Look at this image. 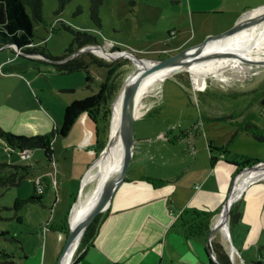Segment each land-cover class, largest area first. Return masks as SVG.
<instances>
[{
  "label": "rangeland",
  "instance_id": "1",
  "mask_svg": "<svg viewBox=\"0 0 264 264\" xmlns=\"http://www.w3.org/2000/svg\"><path fill=\"white\" fill-rule=\"evenodd\" d=\"M42 2L46 25L35 24L34 43L44 45L53 57L67 54L72 46L75 51L63 60L81 57L88 64L92 79L86 81L84 69L60 71L52 61L38 54H19L9 46L0 48V102L7 90H16L17 98L12 101L21 113H14L12 117H17L16 120L7 124L9 131L16 134L49 133L61 122L65 105L95 93L111 70L114 69L122 83L136 68L124 55L106 58L95 51L81 50L83 47L98 46L109 53L126 52L136 58L156 60L195 42L186 40L191 30L183 13L182 0H134L133 3L102 0L98 8L99 25L90 17V0H70L58 12L56 0ZM51 25L58 29L51 32ZM260 25H264V21ZM71 30L96 36L97 44L76 48ZM257 42V48L264 51V38ZM89 53L103 64L93 63ZM238 63V67L227 68L221 77L207 75L202 88L194 87L187 70L168 75L144 93L134 109V115L138 114L137 128L148 123L150 128L174 140L173 144L159 149L165 156H178L188 149V142L196 145L197 162L183 181H191L202 172L204 164L210 168V146L215 148V153H218L216 149L227 147L222 159L229 163H239L241 156L264 162V55L246 54ZM41 112L51 118L50 123L44 122ZM83 115L76 119L66 135L54 137L52 165L41 149H29L28 155L23 157L19 150L9 148L0 139V159L31 167L20 185L0 188V264H56L65 234L54 229L60 226L67 212L70 213L79 196L83 199L90 196L96 183L92 180L82 186V179L96 158L95 126L86 113ZM0 120L3 121L1 117ZM86 134L91 137L89 143L83 142ZM176 167L170 163L157 166L161 171ZM242 177L233 179L232 190ZM37 178L44 186L40 201L18 204L20 199L35 193ZM232 190L230 194H235ZM241 191L235 200L241 199ZM220 211L212 216L213 223ZM226 223L228 226V219ZM217 231L219 238H213L219 242L221 239L237 256L233 228L231 231L228 228L227 238L219 229ZM242 258L246 264H258L256 261L264 264V238Z\"/></svg>",
  "mask_w": 264,
  "mask_h": 264
},
{
  "label": "crops",
  "instance_id": "2",
  "mask_svg": "<svg viewBox=\"0 0 264 264\" xmlns=\"http://www.w3.org/2000/svg\"><path fill=\"white\" fill-rule=\"evenodd\" d=\"M182 4L191 30L186 40H195L196 44L210 34L224 31L249 11L263 6L264 0H182ZM15 91L7 90L0 102V117L3 119L0 127L8 131L7 124L17 118H13V114L21 113L12 101L17 98ZM41 114L45 123L51 122L46 113ZM137 115L132 154L124 181L115 189L102 211V220L92 244L81 251L73 264H218L207 256L208 239L205 235L185 236L176 220L188 207L218 213L231 191L234 176L239 172L237 166L224 161L222 154L211 152L216 160L210 168L204 164L202 172L191 181H183L185 174L197 162L196 145L188 142V149L179 152L178 156H165L159 149L173 144L174 140L150 128L148 123L137 128ZM91 141L86 134L83 142ZM52 160L51 165L54 150ZM168 163L177 165L176 169L161 171L157 168ZM142 177L159 179L162 184L154 186ZM241 200V219L233 228L237 256L219 239L229 253L231 264H244L242 255L249 249H255L262 239L264 177H251L241 191ZM212 223L211 217L210 225ZM217 230L211 237L219 238Z\"/></svg>",
  "mask_w": 264,
  "mask_h": 264
},
{
  "label": "trees",
  "instance_id": "3",
  "mask_svg": "<svg viewBox=\"0 0 264 264\" xmlns=\"http://www.w3.org/2000/svg\"><path fill=\"white\" fill-rule=\"evenodd\" d=\"M69 1L70 0H56L58 8L57 12L62 11ZM101 2L102 0H90L89 5L90 17L98 25L100 24L98 8ZM130 2L133 3L134 0H130ZM42 9V0H0V48L9 46L19 54H21L20 52H23V54H38L44 59L52 61V63L60 71L84 69L87 72L86 81H90L92 76L89 74L88 64L85 63L81 57L75 56L63 60L70 53L75 51L72 46L67 49V54H64L61 57H53L49 54L44 45L34 43L35 24L46 25ZM61 25L70 30V27L66 26L63 22H61ZM57 29L58 28H55L53 25L50 27L51 32H55ZM71 32L73 33L72 40L76 48H80L85 45L97 44L96 36L81 31L71 30ZM89 56L93 63L100 65L103 64L102 60L95 57L91 53H89ZM105 65L111 67L112 63H106ZM120 86L121 80L118 75L114 73L113 69L100 83L99 88L95 93L85 97L84 99H75L66 104L63 109L61 122L56 124L49 133L44 135L25 136L4 130L0 127V139H2L9 148L17 149L20 152L32 148H39L43 151L48 162L52 163L53 150L51 143L54 137H62L66 135L75 119L80 114L86 113L95 126L96 140L94 144V152L97 156L107 142L106 136L111 116L110 103L115 97ZM255 138L261 140L259 137ZM209 148L210 164H213L216 157L211 154V152H214L213 149L215 148H211V146ZM216 150L220 154H225L227 152V147H221ZM239 161V163L235 164L237 166V171H240L245 166H251L257 163L256 159L249 156H241ZM30 168L31 167L29 165L21 166L0 159V188H9L20 185L28 175ZM142 179L154 186L162 184V181L159 179L150 177H142ZM43 193L38 194L35 191V193L27 199H20L18 204H22L27 201H40ZM241 212L242 200L237 199L232 202L229 209L228 228L230 231L240 222ZM214 213L215 212L200 211L188 207L182 210V212L178 215L176 222L180 225L185 236L208 235L211 226V217ZM102 215L103 212L98 213L84 230L73 255L71 264L77 260L84 248H87L92 244L97 228L102 220ZM67 217L68 212L65 218L61 221L60 226L54 229L63 231L65 236L68 232ZM262 237L264 238V230L262 232ZM206 253L209 259H212L210 257V254H212L214 256V260L218 264H231L229 253L226 251L224 246L213 237L207 241ZM256 263L261 264L259 261H256Z\"/></svg>",
  "mask_w": 264,
  "mask_h": 264
},
{
  "label": "bare ground",
  "instance_id": "4",
  "mask_svg": "<svg viewBox=\"0 0 264 264\" xmlns=\"http://www.w3.org/2000/svg\"><path fill=\"white\" fill-rule=\"evenodd\" d=\"M259 11H261V9H254L250 11V15H255L259 13ZM262 38H264V25H260V23L253 24L234 34L212 39L203 45L199 50H191L184 58V64H179L174 67H183L184 70L189 71L194 87L202 88L207 75L221 77L222 73L227 68H235L239 66L238 62L241 56L254 53H261L264 55V51L258 49L256 46L258 43L257 41ZM260 46L262 47V45ZM90 48L106 58H114L118 55L129 57L139 69L148 67L155 62V60L152 59L136 58L134 55L126 52L109 53L98 46H90ZM174 67L160 68L146 75L141 80L140 89L136 97V105L141 96L157 82L162 81L165 77L170 75L169 71ZM129 77L130 76H128V78ZM121 97L122 90L119 89L111 105L109 139L107 146L94 160L90 169L86 172L84 178L82 179V186H85L92 180L96 181L95 186L87 199H83V196H79L78 200L74 203L68 219L70 228H73L74 225L86 215L106 184L113 181L118 175L122 160V145L118 135ZM257 174H264V168L251 169L239 182L237 181L238 183L234 185L233 190L231 188L233 192L235 191V194L231 193L228 196L226 203L215 221L216 228L219 229L226 238L228 237L226 223L228 205L235 201L236 197L240 194V191L244 188L246 182ZM78 242L79 239L77 238L66 250L62 257L61 264H69L70 258Z\"/></svg>",
  "mask_w": 264,
  "mask_h": 264
},
{
  "label": "water",
  "instance_id": "5",
  "mask_svg": "<svg viewBox=\"0 0 264 264\" xmlns=\"http://www.w3.org/2000/svg\"><path fill=\"white\" fill-rule=\"evenodd\" d=\"M263 8H264V5L257 8V9H261V11H259V13L255 15H250V11H249L248 13L243 15L238 21H236L233 26L225 29L224 31H221L216 34L208 35L199 43L181 48L171 55L156 59L155 62L148 67H145L143 69H139L138 67H136L130 73V75H128L130 77L128 78L127 76L123 80L119 88L122 90V97H121V105H120V122H119V128H118V135H119L121 145H122V160H121V165H120L118 175L113 181H110L109 183L106 184V186L103 188V190L101 191V193L99 194V196L97 197L96 201L91 206L89 211L86 213V215L78 223H76L73 228L69 227L68 232L65 236L63 247L61 249V252L59 254L56 264H61L62 257L64 253L66 252V250L71 246V244L77 238L80 240L84 230L86 229L90 221L98 213L106 209L113 192L124 181L125 173H126L128 164L130 162L131 154H132L133 141H134L133 128H134V119H135L134 109L136 105V97H137V94H138V91L141 85V80L146 75H148L149 73L157 69L164 68V67L171 68L179 64H184L183 60L189 54L191 50H199L203 45H205L208 41L212 39H217L223 36L234 34L242 30L245 27H248L250 25L257 24V23L264 21V9ZM81 50L93 51L90 48V46H85ZM183 70H184L183 67H174L169 71V74L170 75L175 74ZM106 146H107V142L104 148ZM104 148L100 151V153L104 150ZM97 157L98 156H96V158ZM248 168L249 169H262L263 167L253 164L251 166H248ZM227 198L225 199L223 206L226 203ZM231 204L228 205V208H227V219H228L229 209H230ZM69 215L70 213L68 214V219H69ZM215 224L216 222H214L210 226L207 239L210 238L212 233L217 229ZM227 229H228V226H227Z\"/></svg>",
  "mask_w": 264,
  "mask_h": 264
},
{
  "label": "built area",
  "instance_id": "6",
  "mask_svg": "<svg viewBox=\"0 0 264 264\" xmlns=\"http://www.w3.org/2000/svg\"><path fill=\"white\" fill-rule=\"evenodd\" d=\"M21 153V155L24 157V156H26V155H28V151L27 150H24V151H21L20 152ZM257 166H260V167H263L264 168V162H257V163H255ZM251 169H249L248 168V166H245V167H243L239 172H237L236 173V175L234 176V178H238L239 176H245L247 173H248V171H250ZM257 176L258 177H264V174H257ZM242 177V178H243ZM233 178V179H234ZM35 191L38 193V194H41V193H43L44 192V186L42 185V183H41V180H40V178H37L36 179V181H35ZM210 238H211V236H210ZM210 238H208V240L210 239ZM207 240V241H208ZM210 257L212 258V259H214V256L212 255V254H210Z\"/></svg>",
  "mask_w": 264,
  "mask_h": 264
}]
</instances>
